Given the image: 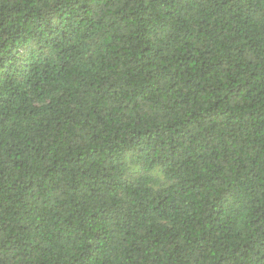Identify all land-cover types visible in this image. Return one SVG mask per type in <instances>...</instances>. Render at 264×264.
Masks as SVG:
<instances>
[{
    "label": "trees",
    "instance_id": "16d2710c",
    "mask_svg": "<svg viewBox=\"0 0 264 264\" xmlns=\"http://www.w3.org/2000/svg\"><path fill=\"white\" fill-rule=\"evenodd\" d=\"M0 264H264V0H0Z\"/></svg>",
    "mask_w": 264,
    "mask_h": 264
}]
</instances>
